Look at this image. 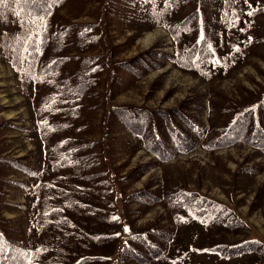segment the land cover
Masks as SVG:
<instances>
[{
  "label": "rangeland",
  "instance_id": "374dc122",
  "mask_svg": "<svg viewBox=\"0 0 264 264\" xmlns=\"http://www.w3.org/2000/svg\"><path fill=\"white\" fill-rule=\"evenodd\" d=\"M262 2L206 0L205 17L215 57L200 65L199 73L170 61L176 48L188 44L192 32H182L176 43L167 30L194 8V0L177 7L169 6L168 0H64L52 7L53 24L91 26L95 39L83 43V55H100L111 65L148 50L155 53V64L148 63L140 76L123 73L113 85L111 75L103 72L97 86L100 98L90 108L82 105L66 131L102 143L99 150L114 188L111 222L85 217L81 224L74 216L75 225L52 227L47 220L41 221L38 207L42 202L67 206L76 193L87 201L81 187L88 184L63 165L58 168L59 176L55 175L38 130L36 85L13 67L0 48V218L9 220L8 234L32 251L58 244L69 256H99L93 264H141L121 253L125 244H132L129 237L168 230L161 257L147 264H264V251L221 258L207 250L210 241L236 244L251 239L259 241L264 250V152L241 141L212 150L200 146L217 133L231 110L253 102L264 91V12L257 9ZM10 12L0 15V31L17 34L35 27L26 22L15 0ZM71 48L70 52L76 49L75 45ZM40 92L45 90L40 88ZM103 96L110 105L182 110L200 126V134L191 133L200 145L177 152L168 161L158 160L119 121L109 122ZM141 166L146 167L141 170ZM132 170L136 176L122 179ZM153 189L157 200H126L130 194ZM165 189H181L218 202L244 226L232 231L205 225L184 210L177 219L166 206ZM75 208L74 212L66 210L72 214L84 211ZM39 256L45 259L44 254Z\"/></svg>",
  "mask_w": 264,
  "mask_h": 264
},
{
  "label": "trees",
  "instance_id": "16d2710c",
  "mask_svg": "<svg viewBox=\"0 0 264 264\" xmlns=\"http://www.w3.org/2000/svg\"><path fill=\"white\" fill-rule=\"evenodd\" d=\"M13 1L6 0L0 6V15L11 13ZM63 1L29 0L28 3H18L24 10L26 22L35 24V27L21 30L17 34L15 31H0L2 54L9 58L20 74L26 75L36 85L38 130L42 136L46 157L51 158L53 163L55 175L59 176L58 170L63 165L75 177L88 184L86 188L81 187V191L86 192L87 201H81L76 193L75 196H70L72 203L67 206L58 202L52 205L42 202L38 207L39 217L41 221L47 220L52 227L61 224L73 226L74 216L80 218L81 224L85 223V217L96 222H111L114 188L105 160L102 159L103 153L99 150L102 143L99 140L74 137L66 131L73 125V115L82 105L86 104V108H90V104L100 98L101 92L97 90V86L103 72L111 75L110 83L114 85L123 73L137 77L149 67L148 63L155 64L152 58L155 53L149 50L111 65L100 55L81 54L83 43L95 39L90 31L91 26L50 22L52 7L62 4ZM184 1L186 0H168V4L177 7ZM194 3V8L179 20L170 23L167 30L176 43L182 32H192L188 44L182 49L176 48L170 61L181 69L199 73L200 65L215 57V45L205 17L206 0H194ZM257 9L264 12V2L258 4ZM40 25L43 27L40 28ZM72 45L76 48L74 52H70ZM40 88L45 90V94L40 92ZM104 93L106 92L103 91V95ZM103 101L105 106L108 105L106 111L109 122L114 119L119 121L141 141L146 151L162 162L170 160L177 152H189L200 145L191 136V133H201L200 126L182 110H148L142 107L110 105L108 97L105 96ZM239 141L264 152V91L253 102L231 110L217 133L201 142L200 146L212 150L228 147ZM144 167L146 166H141L140 169L143 170ZM244 169L252 172L251 167ZM134 171L122 179H128L133 173L136 176L137 172ZM45 186L48 185L45 183ZM71 190L74 194L73 186ZM154 190H140L127 196L126 200H157ZM162 192L168 201L167 208L177 219L181 217L179 211L184 210L192 219L205 225L232 231L244 226L229 208L206 197L181 189H165ZM75 206L82 207L84 211L81 214L67 212L66 207L73 212L78 210ZM8 223L9 220L0 218V264H93L100 260L99 256L90 254L69 256L58 244L49 250L32 251L23 241L8 234ZM167 236L168 230L145 231L132 235L129 237L132 244H125L121 253L138 263L147 264L161 257L162 242ZM207 250L221 258L264 251L260 242L255 239L236 244L214 240L210 241ZM40 254H44L45 259L40 258Z\"/></svg>",
  "mask_w": 264,
  "mask_h": 264
},
{
  "label": "snow or ice",
  "instance_id": "6c2138e0",
  "mask_svg": "<svg viewBox=\"0 0 264 264\" xmlns=\"http://www.w3.org/2000/svg\"><path fill=\"white\" fill-rule=\"evenodd\" d=\"M16 3H28L29 0H15ZM32 2H36V0H32ZM6 3V0H0V6H3ZM249 15H252V13H249Z\"/></svg>",
  "mask_w": 264,
  "mask_h": 264
}]
</instances>
